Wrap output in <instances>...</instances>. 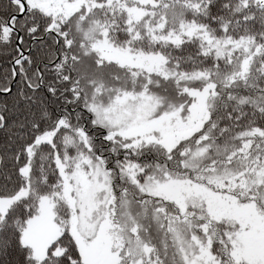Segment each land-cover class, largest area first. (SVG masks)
<instances>
[{
	"label": "snow or ice",
	"instance_id": "6c2138e0",
	"mask_svg": "<svg viewBox=\"0 0 264 264\" xmlns=\"http://www.w3.org/2000/svg\"><path fill=\"white\" fill-rule=\"evenodd\" d=\"M0 264H264V0H0Z\"/></svg>",
	"mask_w": 264,
	"mask_h": 264
}]
</instances>
